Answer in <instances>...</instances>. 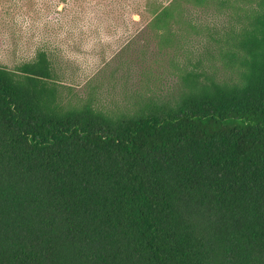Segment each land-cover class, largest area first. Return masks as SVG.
Segmentation results:
<instances>
[{
	"label": "trees",
	"instance_id": "obj_1",
	"mask_svg": "<svg viewBox=\"0 0 264 264\" xmlns=\"http://www.w3.org/2000/svg\"><path fill=\"white\" fill-rule=\"evenodd\" d=\"M185 1L153 8V29L172 35ZM257 1L232 40L235 80L190 70L122 111L66 104L46 44L0 64V264H264Z\"/></svg>",
	"mask_w": 264,
	"mask_h": 264
},
{
	"label": "rangeland",
	"instance_id": "obj_2",
	"mask_svg": "<svg viewBox=\"0 0 264 264\" xmlns=\"http://www.w3.org/2000/svg\"><path fill=\"white\" fill-rule=\"evenodd\" d=\"M174 0H0V64L31 59L46 44L56 56L63 101L104 110L141 96L169 97L182 75L237 78L228 56L257 0L183 2L172 35L152 26L153 8Z\"/></svg>",
	"mask_w": 264,
	"mask_h": 264
}]
</instances>
